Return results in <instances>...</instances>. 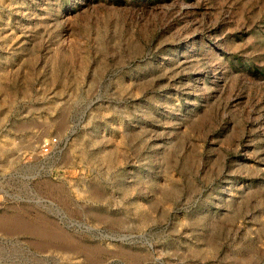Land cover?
<instances>
[{"label":"rangeland","instance_id":"rangeland-1","mask_svg":"<svg viewBox=\"0 0 264 264\" xmlns=\"http://www.w3.org/2000/svg\"><path fill=\"white\" fill-rule=\"evenodd\" d=\"M0 264H264V0H0Z\"/></svg>","mask_w":264,"mask_h":264},{"label":"built area","instance_id":"built-area-1","mask_svg":"<svg viewBox=\"0 0 264 264\" xmlns=\"http://www.w3.org/2000/svg\"><path fill=\"white\" fill-rule=\"evenodd\" d=\"M56 139H51L50 141L46 142L43 146L44 152H49L51 150V147L55 144Z\"/></svg>","mask_w":264,"mask_h":264},{"label":"bare ground","instance_id":"bare-ground-1","mask_svg":"<svg viewBox=\"0 0 264 264\" xmlns=\"http://www.w3.org/2000/svg\"><path fill=\"white\" fill-rule=\"evenodd\" d=\"M53 235V234H52Z\"/></svg>","mask_w":264,"mask_h":264}]
</instances>
